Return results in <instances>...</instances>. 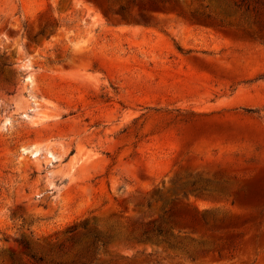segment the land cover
<instances>
[{"label":"rangeland","instance_id":"obj_1","mask_svg":"<svg viewBox=\"0 0 264 264\" xmlns=\"http://www.w3.org/2000/svg\"><path fill=\"white\" fill-rule=\"evenodd\" d=\"M0 264H264V0H0Z\"/></svg>","mask_w":264,"mask_h":264},{"label":"trees","instance_id":"obj_2","mask_svg":"<svg viewBox=\"0 0 264 264\" xmlns=\"http://www.w3.org/2000/svg\"><path fill=\"white\" fill-rule=\"evenodd\" d=\"M151 231H153V232H155V233H162L163 232V229L161 228V227H158V228H154L153 230H151Z\"/></svg>","mask_w":264,"mask_h":264}]
</instances>
